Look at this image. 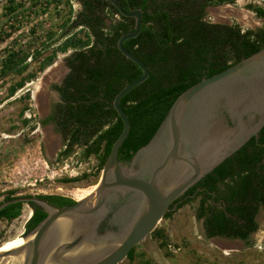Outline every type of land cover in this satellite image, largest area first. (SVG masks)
I'll return each mask as SVG.
<instances>
[{
  "label": "trees",
  "instance_id": "1",
  "mask_svg": "<svg viewBox=\"0 0 264 264\" xmlns=\"http://www.w3.org/2000/svg\"><path fill=\"white\" fill-rule=\"evenodd\" d=\"M8 1L11 4L13 0ZM32 1V5L38 2ZM51 1L60 3L63 0H45L41 11ZM78 1L81 8L73 14L70 0H64L68 10L59 23L60 30L49 29L46 40L34 52L7 50L0 70L21 73L27 67L28 57L41 56L38 70L42 71L52 64L57 53L72 50L65 59L69 70L62 83L54 86L60 101L55 111L41 122L55 123V129L66 141L65 154L72 151L73 145L80 144L84 146L82 157L96 156L101 167L121 130L112 99L124 84L140 74L138 66L124 57L116 46L117 38L133 28V18L122 16L106 0ZM117 1L125 10L136 7L142 10L138 34L126 39L123 45L148 67V77L120 100L129 120V131L119 147L118 157L128 158L130 151L150 139L173 100L183 90L263 47L264 27L242 29L236 22L224 24L205 19L207 5L233 3L234 0ZM248 7L258 17H264V6ZM11 9L13 6H9ZM114 14H118L120 20L113 21ZM106 19L110 20L109 24L105 23ZM35 76L36 73H30L16 81L9 87L8 95ZM227 163L232 166L230 171L226 169ZM213 173L220 175L223 188H217L219 179L208 174L200 182L204 190L182 204L196 202L194 214L203 219L207 237L246 240L257 229L254 215L258 205L264 206V124L256 139L251 137ZM78 179L81 178L62 181ZM40 196L61 203L74 201L57 194ZM20 211L21 202H13L0 209V216L16 218ZM45 215L46 212L36 209L25 223L26 229L35 226ZM132 256L133 252L128 259Z\"/></svg>",
  "mask_w": 264,
  "mask_h": 264
},
{
  "label": "water",
  "instance_id": "2",
  "mask_svg": "<svg viewBox=\"0 0 264 264\" xmlns=\"http://www.w3.org/2000/svg\"><path fill=\"white\" fill-rule=\"evenodd\" d=\"M108 1L122 16L133 18V28L116 41L120 53L135 63L140 74L124 84L114 95L112 106L120 118L121 130L104 159L95 187L68 205H54L36 195H17L0 201V209L13 202H33L46 212L16 247L0 251V261L21 254L20 264H118L128 251L149 235L169 203L205 171L240 147L250 133L264 124V46L225 69L200 80L183 90L171 103L150 139L137 154L161 150L160 165L147 178L125 174L118 159V150L129 131V120L120 105L121 98L148 77V67L127 50L123 42L134 38L141 26L139 7L125 10L117 0ZM228 23V22H227ZM51 64L49 65V67ZM224 110L237 124L229 127L217 112ZM246 130L243 115L249 122ZM223 134H220V131ZM231 135V136H230ZM115 187L136 188L142 193V208L119 238L102 241L90 237L89 231L100 220L99 213L108 202V193ZM64 220H71L67 231L53 236L52 229ZM82 231V232H81Z\"/></svg>",
  "mask_w": 264,
  "mask_h": 264
},
{
  "label": "rangeland",
  "instance_id": "3",
  "mask_svg": "<svg viewBox=\"0 0 264 264\" xmlns=\"http://www.w3.org/2000/svg\"><path fill=\"white\" fill-rule=\"evenodd\" d=\"M33 2L13 0L10 4L8 0H0V68L7 50L34 52L46 40L48 30L58 32L59 23L67 16L68 6L64 0L60 3L51 1L44 11L41 9L45 0H38L32 5ZM70 3L73 14L81 8L78 0H70ZM248 5L264 6V0L210 4L205 8V18L215 22H236L242 29L264 27V17H258ZM9 6L13 9L9 10ZM106 21L109 24V20ZM67 55V51L57 53L51 64L61 69L60 74L65 71ZM41 58L28 57L27 67L21 73H2L0 70V201L9 190L22 195L57 194L74 199L72 195L95 187L99 178L98 170L92 175L80 173L87 168L93 169L95 165L99 168L97 158L91 166L89 158L85 160L88 165L75 157L72 161L65 159L55 165L49 157V150L59 147L61 134L48 125H38V116L43 115L44 100L38 96V103L34 102L32 86H39L54 77L49 65L42 71L38 70ZM30 73H36L35 78L8 95L9 87ZM26 91H29L28 96ZM79 163L82 166L76 170ZM76 177L81 179L62 181ZM195 205L196 202L193 205L183 204L179 210L162 219L155 231L135 248L132 258L118 264H264V210L260 213L262 217L258 230L245 243L205 236L201 219L194 214ZM28 211L27 205L21 204L16 218L8 222L0 221V245L10 238L22 237Z\"/></svg>",
  "mask_w": 264,
  "mask_h": 264
},
{
  "label": "flooded vegetation",
  "instance_id": "4",
  "mask_svg": "<svg viewBox=\"0 0 264 264\" xmlns=\"http://www.w3.org/2000/svg\"><path fill=\"white\" fill-rule=\"evenodd\" d=\"M204 17H205V15H204ZM112 20L113 21L120 20L119 15L114 14ZM212 22H215V21H212ZM105 23H108V22L105 20ZM109 23H110V20H109ZM217 23L231 24V23H227V22H217ZM71 51L72 50L67 51L68 55L70 54ZM65 65H66V62H65ZM65 67L66 68H65L64 73L60 74L58 77H54L51 80L49 78L48 81L46 80L47 82L46 81L43 82L44 84L41 82L43 87H42V85H40L41 83L39 84V86H38V84L32 86L31 93H32V98H33L34 102L38 103V99H37L38 96L42 97L44 100L43 109H42L43 115L38 116V118H39L38 119V125H40L42 127L48 125L49 127L55 129V123L53 121H49L47 123H42L41 120L48 117L49 115H51L55 111V107H56L57 102L60 101V94L54 86L60 85L62 83L65 75L67 74V72L69 70L67 66H65ZM56 78H57V80H56ZM33 95H34V97H33ZM217 116L220 117L229 127H233L238 122V120L236 118L231 119L229 117L228 113L224 110L218 111ZM257 119H258V115L254 114L253 120L249 122L248 116L243 115L241 118V121L246 123L244 129L246 128V130H247L250 127H252L253 124L257 121ZM258 131L259 130H256L254 133L251 132L249 135V138L242 145H244L253 136L256 139V137L258 136ZM219 133L223 134L224 132L221 130ZM143 145H141L140 147H138L137 149H135L133 151H130V156L128 158H119L118 157L120 164L122 166V169L125 171V174L127 176H131V177L145 176L148 178L151 175V173L155 169H157V167L160 165L161 156H162L163 152L161 150H152V151H146L144 153L137 154L138 149L141 148ZM66 147H67L66 141H64V139L61 135V142L59 143V147L57 149L51 148L49 150L50 151L49 157L51 159H53L55 165H58L62 160H65V159H70V161H72L73 157H75V159L79 160V161L80 160L85 161L88 158H97L94 155H90L86 158H83L82 152H83L84 146H81L80 144L73 145V149L69 154L64 153V150L66 149ZM240 147H238V148H240ZM236 150H234L229 155H227V157L232 155ZM227 157H225L223 160L219 161L212 168L205 171L201 176H199L195 181H193L186 189H184L180 194H178L169 203L168 207L162 212L161 217L157 221L155 228L158 226V224L160 223V221L162 219L167 218L169 215H171L172 213L179 210L183 205L182 202H184L185 200H187L189 198L190 199L193 198L195 195H197L198 192L204 190V186H201L200 182L202 181V179L204 177H206V175L210 174V175L214 176V178L219 179L220 175L213 173L214 169L216 167H218L219 165H221V163ZM96 160H98V159H96ZM98 163H99V161H98ZM225 166H227V168H226L227 171H230L232 168V166L229 165L228 163ZM101 168H102V165H101V167H99V171H98L99 178H100V174H101ZM228 175L229 174L226 173V176H228ZM99 178H98L96 184L98 183ZM227 178L229 179V177H227ZM216 187L219 189L223 188V183H221L220 179L216 182ZM17 195H22V194L17 193V192H15V193L12 192V193H7L5 195V197L6 196L14 197ZM28 195H36V196L46 200L47 202H49L51 204H54V205L62 206V205L71 204V203H65V202L61 203V202H58L56 200L44 198V197H41L40 194H28ZM28 195H24V196H28ZM108 196L109 197H108V202L106 203V206H104L103 210L98 215L100 220L97 222L96 227L89 231L90 237H93V238H96V239L102 240V241H110V240H115V239L119 238V236L121 234H123V232H125V229L129 225H131L132 222L135 220V218L139 215L141 208L143 206L142 205V202H143L142 193L136 188L115 187L109 191ZM2 200H5V199L3 198ZM73 200H75V199H73ZM24 203L29 208V211L25 214V216H26L25 223L31 217L32 213L36 209L44 211L42 209V207L36 203L21 202V204H24ZM262 210H264V206L262 204H259L257 207V211L254 215V220L257 223V229L255 231L251 232L246 240L240 239V238H228V239L237 240V241L240 240V241L247 243L249 241V237L254 232H256L260 226L261 217H262L260 215V213ZM194 212H195V210H194ZM12 219L13 218L7 219L5 216H0V221L8 222ZM25 223L23 226V230L21 232L22 237L31 229V228L26 229ZM201 223H202V227H203L205 236H207L205 229H204V225H203V219H201ZM149 235H147V236H149ZM0 237H2L1 234H0ZM18 237L20 238L21 236H18ZM18 237L10 238V239L4 241L2 244H5L6 242L11 243L14 240H16ZM146 237L140 243L134 245L128 251L126 259H128L129 255L132 252L134 253L135 248L139 244H142V242L146 239ZM218 237H223V236H218ZM224 238H227V237H224Z\"/></svg>",
  "mask_w": 264,
  "mask_h": 264
},
{
  "label": "bare ground",
  "instance_id": "5",
  "mask_svg": "<svg viewBox=\"0 0 264 264\" xmlns=\"http://www.w3.org/2000/svg\"><path fill=\"white\" fill-rule=\"evenodd\" d=\"M217 15H221V14L217 13ZM50 70L52 71V73H54V74H52V75H54V77H57L58 76V74H59L58 67H56V66L54 67L53 66ZM33 97H34V95H33ZM37 99H38V97H37ZM93 188H94V186H91L89 188H86L84 190H81L79 192H76V194L74 196L72 195L71 197L74 198L75 200H78V199L82 198L83 196H85L86 194H88L89 192H91V190ZM70 221L71 220H64V221L60 222L59 224H57L52 229L53 236H55L57 233L58 234H62L64 231H67V229L71 225L70 224L71 223ZM23 242H24V239L22 237H20V238L18 237L16 240H14L11 243L10 242H6L5 244H2L0 246V251L7 250V249H10V248L19 246ZM21 258H22V255L21 254L7 256L3 260L0 261V264H20L21 263Z\"/></svg>",
  "mask_w": 264,
  "mask_h": 264
},
{
  "label": "built area",
  "instance_id": "6",
  "mask_svg": "<svg viewBox=\"0 0 264 264\" xmlns=\"http://www.w3.org/2000/svg\"><path fill=\"white\" fill-rule=\"evenodd\" d=\"M92 160V162H91V166H93L94 164L93 163H96V161H95V159L94 158H89V160ZM94 160V161H93ZM84 164H86V165H88V162L87 161H85L84 162ZM82 165H81V163H79V165H77V167H76V170L79 168V167H81ZM85 169V168H84ZM96 170H98L99 171V168H98V166H94V168L92 169H89V168H87V169H85V170H81V172L80 173H84V174H86V175H92V174H95V172H96ZM75 173H79V172H75ZM79 175H81V174H79Z\"/></svg>",
  "mask_w": 264,
  "mask_h": 264
},
{
  "label": "crops",
  "instance_id": "7",
  "mask_svg": "<svg viewBox=\"0 0 264 264\" xmlns=\"http://www.w3.org/2000/svg\"><path fill=\"white\" fill-rule=\"evenodd\" d=\"M53 66H55V64H54ZM53 66L51 65V67H50V68H52ZM56 67H58V66H56ZM58 72H59V74H58V75H60V73H61V69H59V67H58Z\"/></svg>",
  "mask_w": 264,
  "mask_h": 264
}]
</instances>
